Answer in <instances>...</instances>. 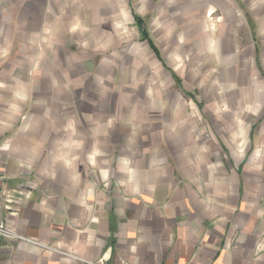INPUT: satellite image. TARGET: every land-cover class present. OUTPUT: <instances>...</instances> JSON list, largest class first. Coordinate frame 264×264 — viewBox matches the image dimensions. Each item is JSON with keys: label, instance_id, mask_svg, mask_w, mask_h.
<instances>
[{"label": "crops", "instance_id": "obj_1", "mask_svg": "<svg viewBox=\"0 0 264 264\" xmlns=\"http://www.w3.org/2000/svg\"><path fill=\"white\" fill-rule=\"evenodd\" d=\"M0 221L97 264H264V0H0Z\"/></svg>", "mask_w": 264, "mask_h": 264}, {"label": "built area", "instance_id": "obj_2", "mask_svg": "<svg viewBox=\"0 0 264 264\" xmlns=\"http://www.w3.org/2000/svg\"><path fill=\"white\" fill-rule=\"evenodd\" d=\"M0 238L18 239V240H24L27 242H32V243H35L37 245H41L45 248H48V249H51L54 251H58L59 253L66 255V256H69V257L73 258L74 260H78L84 264H97V263L89 262L83 258H80V257L76 256L75 254L65 252V251L59 250L58 248H54L52 246L42 244L41 242H38L36 240H32L31 238H27V237L19 234L16 230L11 228L10 226L6 225L3 221H0Z\"/></svg>", "mask_w": 264, "mask_h": 264}, {"label": "trees", "instance_id": "obj_3", "mask_svg": "<svg viewBox=\"0 0 264 264\" xmlns=\"http://www.w3.org/2000/svg\"><path fill=\"white\" fill-rule=\"evenodd\" d=\"M144 36L146 37V39H148L149 43L152 45V47L157 51L156 47L154 46V44L151 42L150 38L148 37L147 33L144 31Z\"/></svg>", "mask_w": 264, "mask_h": 264}]
</instances>
